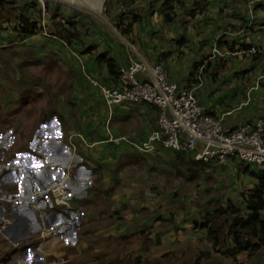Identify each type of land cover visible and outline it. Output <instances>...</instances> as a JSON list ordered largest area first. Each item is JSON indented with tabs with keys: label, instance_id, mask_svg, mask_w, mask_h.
Here are the masks:
<instances>
[{
	"label": "crops",
	"instance_id": "obj_1",
	"mask_svg": "<svg viewBox=\"0 0 264 264\" xmlns=\"http://www.w3.org/2000/svg\"><path fill=\"white\" fill-rule=\"evenodd\" d=\"M8 2L16 10L0 13V42L16 36H27L28 45L31 38L43 43L54 41L55 49L46 50L60 57L58 68H73L70 62L77 61L73 56L77 51L86 75L107 86L119 83V78L110 73L109 58L119 70L132 57L142 58L149 64L161 63L168 70L169 79L181 89L197 87L205 111L223 118L225 127L264 120V0H172L168 4L166 0H45L47 37H43L42 31L35 35L23 33L17 16L24 13L40 22L43 17L40 0ZM166 14L171 20H166ZM140 78L150 76L140 74ZM68 84L71 93H62L60 98L69 104L62 103L61 108L50 112L52 115L42 116L44 119L36 130L32 146H24L32 149L23 152L29 158L25 161L17 157L2 177L0 174V219H12L3 225L12 240L26 236L25 231L34 232L28 222L30 215H14L17 208L23 213L27 211L24 204L27 202L21 200L24 203L18 205V199L45 188L52 178L63 176L72 161L77 166L72 172L69 206L55 208L57 205H53L50 196L36 195L28 199L37 198L43 212L52 213L62 223L67 218L60 210L72 211L78 216L81 213L80 217H84L85 212L77 209L78 204L98 216L104 212L103 200L108 195L112 198L108 199L107 209L114 213L112 219L117 220L122 209L131 203L141 204L142 195H150L152 190L142 189L140 198L129 200L126 197L132 194H122L120 185L135 192L131 181L143 178L144 173L175 174L174 153H169L163 145L148 154L128 142L117 144L111 140L122 136L136 142L146 140L157 126L158 107L142 103L119 105L109 111L101 90L89 79H69ZM4 145L1 141L0 146ZM240 164L239 159L232 157L211 163L210 169L215 174L238 169V178L239 173L245 172ZM206 167L198 164L194 171ZM250 178L244 177L249 181H246L247 187H243L242 177L239 178L242 184L239 180L236 183L238 190L233 193L241 201L243 192L258 182L255 176ZM8 203H12L13 215L6 206ZM30 209L33 217L40 220L36 209L32 206ZM204 229L207 234L208 230Z\"/></svg>",
	"mask_w": 264,
	"mask_h": 264
},
{
	"label": "rangeland",
	"instance_id": "obj_2",
	"mask_svg": "<svg viewBox=\"0 0 264 264\" xmlns=\"http://www.w3.org/2000/svg\"><path fill=\"white\" fill-rule=\"evenodd\" d=\"M31 39L29 45L27 36H16L11 40L4 38L0 42V142L5 143L0 146L1 177L17 157L25 161L29 158L23 152L28 151L26 149L31 152L29 147L44 119L42 116L52 115V110L61 108L62 103L69 104L68 100L60 98L62 93L69 95L72 91L69 79H88L79 52H73L77 60V63L70 62L73 68L63 70L57 67L60 57L46 50L55 49L54 41L43 43ZM75 86L82 88L81 85ZM26 94L28 96L24 97ZM25 145L29 147L25 148ZM211 163L202 171L195 169L187 173L184 169L174 170L172 167L175 171L172 175L144 173L143 178L131 181L136 193L120 185L122 194H132L126 197L129 200L140 198L138 195L139 191L142 194V189L152 190L150 195H142L141 204L131 203L122 209L125 213H119L117 220L112 219L115 215L107 209L110 207L108 199L112 198L108 194L103 200L104 212L98 216L91 215L87 207L78 204L77 209L85 212L84 217H80L81 213L78 216L72 211L60 210L67 218L63 223L52 213H44L37 198L28 201L35 196L34 193L27 194L17 202L18 205L24 203L21 200L27 202L24 203L26 213L17 208L14 215H30L28 222L34 232L25 231L26 236L12 240L3 229V225L12 219H0V264H196L200 251L210 249L211 256L203 255L197 264H264V251L257 253L254 262L245 259L246 256L235 259L229 254L217 253L212 241L208 240V233L202 231L205 229L194 226L195 220L203 221L207 212L226 206L229 200L242 207L241 198L233 193L238 190L236 183L242 177L243 187H247L246 181H249L246 179H251L252 172L260 169V166L251 164L250 170L239 173L237 178L238 169L215 174L210 169ZM241 164L246 165L242 161ZM178 171L183 172L177 174ZM242 180H239L241 184ZM50 198L53 201V197ZM69 205L70 201L62 206ZM6 206L13 215L12 203ZM31 206L36 209L40 220L33 217ZM20 208H24L23 205ZM50 229L51 233L47 234Z\"/></svg>",
	"mask_w": 264,
	"mask_h": 264
},
{
	"label": "built area",
	"instance_id": "obj_3",
	"mask_svg": "<svg viewBox=\"0 0 264 264\" xmlns=\"http://www.w3.org/2000/svg\"><path fill=\"white\" fill-rule=\"evenodd\" d=\"M45 25V0H40ZM149 74L150 78H140ZM92 85L101 90L105 106L112 111L119 105L148 103L159 108L157 126L146 140L132 141L125 136L111 140L117 144L128 142L138 151L149 153L158 145L172 151H185L204 163L237 158L246 164L264 165V120L228 128L223 118L207 113L197 95V87L184 90L169 79L168 70L161 64H149L142 58L132 57L120 69L119 83L107 86L87 76ZM75 161L70 162L63 176L52 178L45 188L33 196H52L53 205H67L71 196V180ZM51 229L46 232L51 233Z\"/></svg>",
	"mask_w": 264,
	"mask_h": 264
},
{
	"label": "trees",
	"instance_id": "obj_4",
	"mask_svg": "<svg viewBox=\"0 0 264 264\" xmlns=\"http://www.w3.org/2000/svg\"><path fill=\"white\" fill-rule=\"evenodd\" d=\"M170 1L172 0H166L165 4ZM169 7L170 5L166 8L169 9ZM2 10H7L8 13L14 12L16 9L10 5L8 0H0V13ZM17 16L23 33L35 35L42 31L41 21L34 20L24 13H20ZM166 20H171L169 14H166ZM107 64L110 73L118 79L120 70L115 61L109 58L107 59ZM172 152L175 157V170L184 169L188 173L194 171L195 165H208V163L197 160L189 152ZM250 167L251 164H246L245 167L240 166L241 170L245 172H248ZM179 173L181 171H178L177 174ZM252 175L258 179V182L253 188L243 192L241 197L244 207H240L232 200H229L226 206H220L207 212L203 221L195 220L194 226L208 230V240L212 241V247L217 253L229 254V257L235 259L240 255L246 254V259L254 262L257 253L264 251V165L260 166L257 172H252ZM210 252L211 249L200 251L196 264L203 255L211 256Z\"/></svg>",
	"mask_w": 264,
	"mask_h": 264
},
{
	"label": "bare ground",
	"instance_id": "obj_5",
	"mask_svg": "<svg viewBox=\"0 0 264 264\" xmlns=\"http://www.w3.org/2000/svg\"><path fill=\"white\" fill-rule=\"evenodd\" d=\"M97 4V3H96ZM89 6H91V5H89ZM97 6H99V5H97ZM92 7V6H91Z\"/></svg>",
	"mask_w": 264,
	"mask_h": 264
},
{
	"label": "water",
	"instance_id": "obj_6",
	"mask_svg": "<svg viewBox=\"0 0 264 264\" xmlns=\"http://www.w3.org/2000/svg\"><path fill=\"white\" fill-rule=\"evenodd\" d=\"M2 221V220H1Z\"/></svg>",
	"mask_w": 264,
	"mask_h": 264
}]
</instances>
